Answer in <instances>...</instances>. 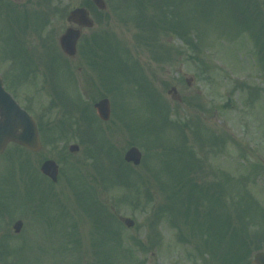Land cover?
I'll list each match as a JSON object with an SVG mask.
<instances>
[{"label":"rangeland","instance_id":"rangeland-1","mask_svg":"<svg viewBox=\"0 0 264 264\" xmlns=\"http://www.w3.org/2000/svg\"><path fill=\"white\" fill-rule=\"evenodd\" d=\"M104 2L100 14L29 0L22 31L0 9V33L37 71L19 93L31 90L44 129L38 153L5 167L0 264H252L264 251V0ZM80 6L94 27L66 61L58 38ZM131 147L138 167L123 161ZM46 159L56 183L40 174ZM12 219L18 237L2 232Z\"/></svg>","mask_w":264,"mask_h":264},{"label":"water","instance_id":"water-1","mask_svg":"<svg viewBox=\"0 0 264 264\" xmlns=\"http://www.w3.org/2000/svg\"><path fill=\"white\" fill-rule=\"evenodd\" d=\"M21 1V0H20ZM99 10L105 9V4L103 0H90ZM70 21L77 22L83 27H92L91 21L87 17V13L84 9L74 10L70 16ZM79 38L78 31L68 30L64 36L60 38V46L63 52L68 56H74L75 45L77 39ZM1 91V90H0ZM10 98L8 97V100ZM4 103L0 102V150L4 146L12 141L20 144L30 150H37L39 148V143L37 139L36 130L33 124L29 122V117L25 116L17 106H14V111L5 110ZM94 108L97 111L98 117L102 121H108L109 119V103L107 100H102L97 103ZM18 115V116H17ZM31 121V120H30ZM29 122V123H28ZM21 129L22 133L16 135L15 132ZM70 152L74 153L78 151L77 146L70 147ZM124 160L127 163H132L138 166L141 160V154L136 148H131L124 156ZM41 172L49 177L52 181H56L57 176V166L52 161L45 162L41 167ZM127 227H132L133 222L130 220L124 221ZM21 228V223H17L14 226L15 233H18ZM255 264H264V254H258L254 259Z\"/></svg>","mask_w":264,"mask_h":264},{"label":"flooded vegetation","instance_id":"flooded-vegetation-1","mask_svg":"<svg viewBox=\"0 0 264 264\" xmlns=\"http://www.w3.org/2000/svg\"><path fill=\"white\" fill-rule=\"evenodd\" d=\"M28 1L0 0L3 19L11 17L16 22L21 14L22 17L27 16L29 14L28 11L24 9L18 11L17 9L20 6H24ZM16 47H18V39L15 34L0 33V84L15 103L19 106L23 104L24 107H21L29 114V104L32 100L29 95L31 90L25 96H20L19 90L31 89L33 87L35 72L31 67L20 65V57H24V55L21 56L19 49ZM28 98H30V102ZM36 153L38 152H32L14 143L7 144L5 149L0 152V186L10 182L5 168L8 164L15 166L17 162H24L23 159L29 158ZM19 154L21 155V159L16 157ZM16 221L18 220L12 221L5 227L7 233H9L11 225Z\"/></svg>","mask_w":264,"mask_h":264},{"label":"trees","instance_id":"trees-1","mask_svg":"<svg viewBox=\"0 0 264 264\" xmlns=\"http://www.w3.org/2000/svg\"><path fill=\"white\" fill-rule=\"evenodd\" d=\"M176 28H177V24L175 22H172V21H170V22L167 21L166 26H163V30H171L175 34H177L179 37H182L185 34V32H182V33L177 32ZM233 261H234V259H233Z\"/></svg>","mask_w":264,"mask_h":264}]
</instances>
